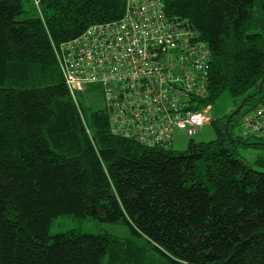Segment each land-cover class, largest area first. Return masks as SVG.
<instances>
[{
    "label": "trees",
    "instance_id": "1",
    "mask_svg": "<svg viewBox=\"0 0 264 264\" xmlns=\"http://www.w3.org/2000/svg\"><path fill=\"white\" fill-rule=\"evenodd\" d=\"M125 2L0 0V264H264V154L238 158L264 136L231 134L264 108V0H162L209 50L195 108L238 101L210 120L214 140L183 151L114 135L62 78L53 46L118 20ZM69 215L128 236L51 235Z\"/></svg>",
    "mask_w": 264,
    "mask_h": 264
},
{
    "label": "built area",
    "instance_id": "2",
    "mask_svg": "<svg viewBox=\"0 0 264 264\" xmlns=\"http://www.w3.org/2000/svg\"><path fill=\"white\" fill-rule=\"evenodd\" d=\"M53 50L77 107L78 92L100 86L114 135L169 149L176 131L193 137L210 122L209 106L193 102L206 92L209 50L186 20L166 15L162 0H126L118 20L90 25ZM241 127L264 136V108Z\"/></svg>",
    "mask_w": 264,
    "mask_h": 264
},
{
    "label": "rangeland",
    "instance_id": "3",
    "mask_svg": "<svg viewBox=\"0 0 264 264\" xmlns=\"http://www.w3.org/2000/svg\"><path fill=\"white\" fill-rule=\"evenodd\" d=\"M78 99L81 101L84 107L95 109L103 108V103L100 97H95L89 93H77ZM238 101H234L227 96L217 101L214 105L208 108L207 117L210 120H216L224 117L225 115L233 112ZM242 128L239 125H235L231 129L232 136H241ZM217 137L216 131L210 125V123L203 125L196 135L193 137H188L186 134L176 131L173 136L171 149L175 151H183L187 148L190 141L201 143L209 142ZM254 140V138H251ZM264 154V149L254 148V147H239L238 148V158L244 161H253L258 156ZM68 231H78L87 234H96L98 232H107L116 237H126L128 236V229L122 224H110L103 223L96 220H80L73 216H62L53 220L50 233L55 235L58 233H64Z\"/></svg>",
    "mask_w": 264,
    "mask_h": 264
},
{
    "label": "water",
    "instance_id": "4",
    "mask_svg": "<svg viewBox=\"0 0 264 264\" xmlns=\"http://www.w3.org/2000/svg\"><path fill=\"white\" fill-rule=\"evenodd\" d=\"M236 112H237V110L233 111V112H232V115H235V114H236Z\"/></svg>",
    "mask_w": 264,
    "mask_h": 264
}]
</instances>
